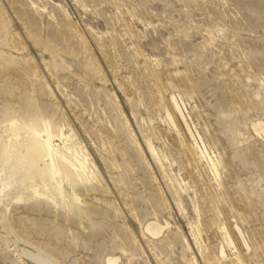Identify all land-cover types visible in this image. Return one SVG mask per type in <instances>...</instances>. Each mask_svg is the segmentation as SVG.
Returning a JSON list of instances; mask_svg holds the SVG:
<instances>
[{
	"label": "rangeland",
	"instance_id": "obj_1",
	"mask_svg": "<svg viewBox=\"0 0 264 264\" xmlns=\"http://www.w3.org/2000/svg\"><path fill=\"white\" fill-rule=\"evenodd\" d=\"M258 120L264 0H0V264H264ZM44 124L86 180L24 179Z\"/></svg>",
	"mask_w": 264,
	"mask_h": 264
},
{
	"label": "bare ground",
	"instance_id": "obj_2",
	"mask_svg": "<svg viewBox=\"0 0 264 264\" xmlns=\"http://www.w3.org/2000/svg\"><path fill=\"white\" fill-rule=\"evenodd\" d=\"M10 125L20 130V126L15 122H10ZM253 131L261 135L264 138V120L254 121L251 126ZM25 138V153L18 152L15 154L17 164L24 166L27 169V173L24 179H31L35 172L50 171L55 172L65 178L70 184L72 182L86 180V159L79 156L75 151L64 149L61 151L57 148H53L52 141L54 139L63 138L62 132L55 133L46 124L41 127L29 126L23 130ZM19 131L16 132V135ZM260 137V136H259ZM150 151L154 150L150 147ZM212 166V165H211ZM73 180V181H71ZM59 193H62L60 184L56 185ZM3 210H0V227L3 226ZM5 224V223H4ZM146 230L152 234L157 235L160 229V225L156 221H148L146 223ZM22 254L30 259L34 264H54L50 262L46 257L23 251ZM109 264L114 263L108 260Z\"/></svg>",
	"mask_w": 264,
	"mask_h": 264
}]
</instances>
